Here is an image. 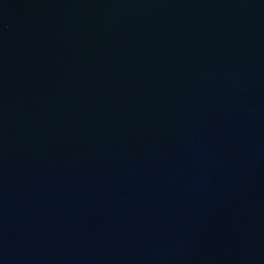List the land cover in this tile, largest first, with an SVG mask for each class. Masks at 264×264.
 <instances>
[{
  "label": "water",
  "instance_id": "water-1",
  "mask_svg": "<svg viewBox=\"0 0 264 264\" xmlns=\"http://www.w3.org/2000/svg\"><path fill=\"white\" fill-rule=\"evenodd\" d=\"M0 264H264V0H0Z\"/></svg>",
  "mask_w": 264,
  "mask_h": 264
}]
</instances>
